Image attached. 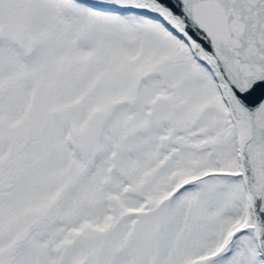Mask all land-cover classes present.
I'll return each instance as SVG.
<instances>
[{
    "label": "snow or ice",
    "instance_id": "6c2138e0",
    "mask_svg": "<svg viewBox=\"0 0 264 264\" xmlns=\"http://www.w3.org/2000/svg\"><path fill=\"white\" fill-rule=\"evenodd\" d=\"M0 264H264V0H0Z\"/></svg>",
    "mask_w": 264,
    "mask_h": 264
}]
</instances>
